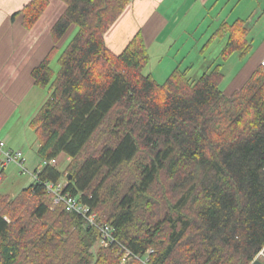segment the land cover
Returning <instances> with one entry per match:
<instances>
[{
	"label": "trees",
	"instance_id": "16d2710c",
	"mask_svg": "<svg viewBox=\"0 0 264 264\" xmlns=\"http://www.w3.org/2000/svg\"><path fill=\"white\" fill-rule=\"evenodd\" d=\"M61 1L54 46L31 73L50 90L30 128L52 164L15 198L0 192V264H120L119 248L92 252L99 231L54 204L45 184L60 181L148 264H252L264 249V67L223 88V64L252 51L245 22L213 33L204 48L226 44L200 78L178 66L160 84L141 32L120 54L106 44L131 0ZM48 6L32 0L14 18L32 30Z\"/></svg>",
	"mask_w": 264,
	"mask_h": 264
},
{
	"label": "crops",
	"instance_id": "0c3cea01",
	"mask_svg": "<svg viewBox=\"0 0 264 264\" xmlns=\"http://www.w3.org/2000/svg\"><path fill=\"white\" fill-rule=\"evenodd\" d=\"M31 1L0 0V6L3 7V10H0V141L5 143L7 149L21 151L25 159L26 147L36 146L38 150L39 144L33 131V133L25 134L15 131L17 128L13 127L14 118L36 88L31 73L45 60L53 48L51 30L66 10V5L61 0H48L49 6L40 20L32 30H26L23 27L22 16L14 18V15ZM208 16L212 17L211 21L202 27V20L204 21ZM238 20L245 22V28L249 31L248 41L253 48L246 59L241 60L239 57V61L244 63L235 76L228 81L224 90V93L229 96L245 84L264 60V0H131L120 19L106 34L105 41L113 53L120 54L129 41L141 32L149 53L152 49L155 50L153 53L156 50L162 51V55L159 56V58L162 56L161 60L158 58L160 63L166 59L165 53H170L171 50L170 47H164L166 39L174 36L185 21L187 24L184 30L180 32L181 34H177L178 38L176 37L180 42L184 39L182 36L185 33L189 35L190 32L197 31L201 39L211 33V37L222 23L233 24ZM260 23L263 25L258 28ZM257 28L258 31L255 34L254 31ZM74 30L75 28L72 27L59 43V47H63L66 38ZM167 30H170L168 35H166ZM209 38L200 45L198 53L206 51L204 47ZM258 38H260L259 41ZM196 45V42L186 45L187 51L192 53ZM150 57L152 62L151 53ZM187 61L188 58L185 61L182 60V65H185ZM193 66L194 62L185 67L189 69L190 75ZM36 114V112L32 113L30 122ZM1 161L0 156V165ZM7 169L8 166L3 169V173Z\"/></svg>",
	"mask_w": 264,
	"mask_h": 264
},
{
	"label": "rangeland",
	"instance_id": "374dc122",
	"mask_svg": "<svg viewBox=\"0 0 264 264\" xmlns=\"http://www.w3.org/2000/svg\"><path fill=\"white\" fill-rule=\"evenodd\" d=\"M0 10H3L2 6H0ZM181 16H183L182 12H181ZM211 19L212 17L208 16L206 19H204V21L202 20V27L207 25L208 21H211ZM186 24H187V21H185V23L180 27V29L177 30L174 36L166 39L164 47L165 48L170 47L171 50L169 51L170 53H167V54L165 53V56H164L166 58L165 60H163L160 63L158 62V60L159 59L161 60L162 58V56L161 58H159V56L162 55L161 50H158V51L156 50L155 53H153V51L155 50L153 49L152 51L150 50V53L152 56V62L146 68L145 74H152L154 78L157 80V82L160 84L165 83L169 74H171L172 71L174 70L173 68L180 66L182 69H184L187 65L193 62H194V66H193V71L191 73V78L193 80H197L206 70H208V68L212 65L213 62H216L217 57L221 53L224 47V44L226 43V39L225 40L216 39V42L208 46L204 53H198V51L201 48L200 45H202L210 37L211 33L207 34V37L202 38V39L198 37L197 31L190 32L189 35L185 33V35L182 36V38L184 39L180 42L179 39L177 40L178 38L177 34L182 33V30H184V27L186 26ZM261 25H263V23H260L258 25V28ZM258 28L254 31L255 34L257 33ZM169 32L170 30H167L166 35H168ZM75 33L76 32L74 30L69 34V36L66 38V41L63 44L62 49H64L67 46V44L71 41ZM180 40H181V37H180ZM257 40L259 41L260 38H258ZM195 42L197 44L196 47L192 50V53H189L187 51L188 47H186V45L190 43L193 44ZM187 58H188L187 63H185V65H182V60L185 61ZM239 60H240L239 55L235 54L223 64V72L225 73V76H226L225 77L226 79L223 83L224 90L226 89L228 81L231 80L232 77L235 76V74L239 71L242 64L244 63V61H239ZM52 66L56 71L58 70V65L56 64V62L53 63ZM49 96H50L49 88H46V89L35 88L32 91L30 97L27 99V101L24 103V105L20 109L18 115H16L14 118L15 120L13 122V127L17 128L15 131H18L19 134L20 133H24V134L33 133L32 129L29 126L30 120L33 116L32 113L33 112L37 113L39 109L43 106V104L48 100ZM15 124L17 126H15ZM33 142H35V140ZM35 147L28 146L24 150V152L27 153L26 165H25L27 172H24L21 168H19L18 166L14 164H10L8 166V169L5 171V173H3L5 174L4 180H3L2 186L0 187V192L3 195L10 196L11 199H13L19 193H21L22 190L27 189L28 187L34 184L35 180L33 176L31 175V173H33L35 170L40 168L39 166L42 164V160L39 158ZM67 161L69 160H67L66 158L64 162H67ZM3 169L5 168H3L0 165V174H2ZM23 211L24 210L21 209L20 212L24 214ZM99 248H103V247L100 241L98 240L94 248L92 249V252L97 253ZM255 259H258L264 263V249L260 252V254Z\"/></svg>",
	"mask_w": 264,
	"mask_h": 264
},
{
	"label": "built area",
	"instance_id": "2783aa9c",
	"mask_svg": "<svg viewBox=\"0 0 264 264\" xmlns=\"http://www.w3.org/2000/svg\"><path fill=\"white\" fill-rule=\"evenodd\" d=\"M262 66L264 67V60L262 61ZM0 156L2 157L1 166L3 168L14 164L21 168L24 172L26 170V159L21 151H12L6 148L4 142L0 141ZM52 164V162H42L37 170H35L31 175L34 180L37 179L36 171L41 172L46 165ZM64 181L58 183H46V188L49 193L53 195V201L55 205L64 204L65 208L70 213H75L82 217L89 227H92L99 231L100 243L103 248H119L120 254L122 255L120 264H132L135 260L141 261L144 264H148V258L140 259L131 250L126 248L117 238L116 230L113 226L103 224L98 221V216L96 213L91 212V209L83 205L76 198L69 196L68 193L63 194V189L65 188ZM149 254L152 251H148Z\"/></svg>",
	"mask_w": 264,
	"mask_h": 264
},
{
	"label": "water",
	"instance_id": "95a60500",
	"mask_svg": "<svg viewBox=\"0 0 264 264\" xmlns=\"http://www.w3.org/2000/svg\"><path fill=\"white\" fill-rule=\"evenodd\" d=\"M252 264H264L263 262H261L260 260L258 259H255Z\"/></svg>",
	"mask_w": 264,
	"mask_h": 264
}]
</instances>
